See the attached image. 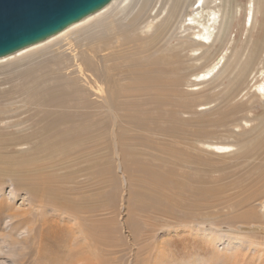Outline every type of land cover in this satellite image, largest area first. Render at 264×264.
I'll return each mask as SVG.
<instances>
[{
    "label": "rangeland",
    "instance_id": "obj_1",
    "mask_svg": "<svg viewBox=\"0 0 264 264\" xmlns=\"http://www.w3.org/2000/svg\"><path fill=\"white\" fill-rule=\"evenodd\" d=\"M229 1L200 0L203 6H195L192 14L205 24L210 8L219 9L216 23L210 22L215 30L209 45L226 17L227 48L212 55L213 47L181 51V39L199 37L184 27L157 24L168 8L152 20L155 6L148 19L154 40H146L145 29H135L133 38L139 40L131 54L163 76V87L159 98L145 95L140 107L127 106L129 116L121 111L113 131L110 121L81 126L76 118L71 130L49 131L50 116L43 106V111L34 109L41 101L25 96L38 80L21 75L44 56H35V65L0 63V90H5L0 98V264H68L75 241L64 235L74 218L54 210L63 208L86 211L83 221L99 220L101 264H264V94L252 74L239 79L232 65L235 45L254 38L259 27L249 29L245 20L254 0H233L231 19ZM255 17L264 18V7ZM83 37H67L76 44L73 53L78 54L77 40ZM57 51L54 45L44 55L52 53L57 60ZM175 54L186 59L179 76L167 61ZM213 64L207 80H194ZM111 73L118 86L121 71ZM174 79L183 83L175 90L178 96L167 88ZM128 81L125 77L122 83ZM56 92L72 94L68 88ZM214 146L226 148L217 152ZM249 209L255 219L243 222ZM13 211L23 218H14ZM20 218L25 223L16 226ZM79 249L87 253V247Z\"/></svg>",
    "mask_w": 264,
    "mask_h": 264
},
{
    "label": "bare ground",
    "instance_id": "obj_2",
    "mask_svg": "<svg viewBox=\"0 0 264 264\" xmlns=\"http://www.w3.org/2000/svg\"><path fill=\"white\" fill-rule=\"evenodd\" d=\"M195 2L197 3L195 4ZM263 2L264 0H254L255 6L252 5L245 18L249 29L253 28L256 24L258 25V33L252 39L240 40V43L235 45L236 47L232 52L235 56L232 65L237 70L238 78L242 79L248 74H252V78L257 80L255 86L261 94H264V18L259 19V21L256 19L255 14L259 12L260 7H264ZM199 3L200 0H110L103 7L66 26L54 35L1 56L0 63H20L23 61L33 63V58L38 54V56H44L36 62L37 65L33 63L35 66L26 67L25 72L21 73V75L24 74L27 77L30 76L38 80L34 83L38 85L28 87L30 92L27 91L25 96L28 100L31 98V100L38 99L41 101L34 109L37 112L43 111L41 109V106H43L46 114L50 116L46 125V127H49V131L59 126H66L67 130H71L74 118H76V121L81 126H85V123L90 120H93V123L97 125L110 121L111 131H113L116 130L119 120L122 119L120 117L121 111L123 117L129 116L127 106L140 107L146 103L145 99L141 100L145 95L146 99H152L153 96L159 98L160 89L163 87V76L153 71H148L144 64L138 62L136 59L132 60L131 54L133 51L132 43L137 44L139 40L133 38V34L138 33L135 29H145L144 32L146 34L144 37L146 40H154L150 38L156 35V31L149 32L152 28L149 30L148 19L151 17V11L157 4H159L158 9L152 20L160 15L162 10L166 9V6L168 8L165 16L157 24L161 26L174 25L175 29L184 27L183 30H193L191 34L199 37L197 39H181L180 43L182 46L179 48L181 51L196 52L202 47H207V49L213 47L214 51L212 50L213 52L211 51L210 53L212 55L216 51H223L227 48L229 38L226 34V17H224L218 31H215V36L211 39L209 45V40L215 30L214 26L211 27L210 22L216 23L219 9L216 10L215 7L210 8L206 23L203 24L192 17L196 9L195 6L197 8L203 6V3ZM228 4V18L231 19L236 2L230 0ZM196 27L198 28L197 31L194 30ZM78 33H81L84 37L77 40L80 41V49L77 54L73 53V51L77 50L74 40L67 37ZM60 40L67 41L61 46L59 45ZM54 45L57 46L58 50L54 53L57 56V60L54 59L52 53L48 56L44 55ZM238 45H240L239 49H237ZM124 46L126 47L123 48ZM64 50H67V52H64ZM208 52L209 50H206L199 56H196V58L205 56ZM95 57L96 59H94ZM58 59H61V61H58ZM185 60V55L175 54L167 57V61L173 66L175 65L174 70L178 72L177 76L180 75L181 70L183 71ZM47 66L51 67V70ZM214 67L215 64L206 71L199 72L195 75L194 80L198 82L207 80ZM62 69L66 70L63 72L65 75L60 73ZM113 70L121 71L122 78L118 81V86H115L114 83L116 80L111 73ZM56 72L59 74L55 75ZM123 73L125 76L122 75ZM71 74H74V76H70ZM125 77H128L129 81L122 83ZM81 83H83L81 87L78 86ZM170 84L171 86L167 85L168 90H171L170 92L178 96L177 93L179 92L176 93L175 90L177 89V85H183L182 80L174 79L173 83L170 82ZM191 85H195V83ZM65 88H68L72 94L56 95V91L62 94ZM41 93H44L45 97L40 98L38 95ZM4 94L5 90H0V98ZM92 95L96 97L92 98ZM89 96H91V99H89ZM70 98L73 100L77 99L78 103L70 102ZM8 103L9 105L12 104L11 102ZM158 105L156 103V106ZM71 109L74 111H71ZM113 138H116V136ZM21 145V143L16 144L18 147ZM214 148L217 152H221L226 146H214ZM188 189L189 187L182 186L183 191H187ZM3 206L4 202L0 200V210H3ZM54 210L62 211L67 216L71 215L74 218V224L72 223L67 226L69 231L64 235V238L67 239V236L70 234V240L73 237L75 241V247L69 250V254L72 252V256H70L68 264H101L99 260L100 256L96 252L101 244L99 220L95 219L93 222H90L92 219L87 217L84 219V222L82 214L86 213V211L79 212L69 208ZM11 215L14 218L20 216L23 218L24 216L23 213H19L18 211H13ZM255 216V211L249 209L242 215L241 220L243 222L244 218L254 220ZM16 222V226L23 225L25 219L20 218ZM89 222L91 225H88ZM60 237L62 238V235ZM13 242L16 243L17 241L13 240ZM79 247L81 249L87 247V253L80 254Z\"/></svg>",
    "mask_w": 264,
    "mask_h": 264
},
{
    "label": "water",
    "instance_id": "obj_3",
    "mask_svg": "<svg viewBox=\"0 0 264 264\" xmlns=\"http://www.w3.org/2000/svg\"><path fill=\"white\" fill-rule=\"evenodd\" d=\"M110 0H0V57L42 41Z\"/></svg>",
    "mask_w": 264,
    "mask_h": 264
}]
</instances>
